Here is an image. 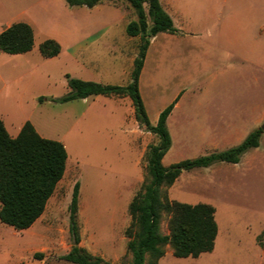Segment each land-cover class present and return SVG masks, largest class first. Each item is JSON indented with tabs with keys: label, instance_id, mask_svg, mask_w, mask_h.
Listing matches in <instances>:
<instances>
[{
	"label": "rangeland",
	"instance_id": "374dc122",
	"mask_svg": "<svg viewBox=\"0 0 264 264\" xmlns=\"http://www.w3.org/2000/svg\"><path fill=\"white\" fill-rule=\"evenodd\" d=\"M162 2L183 27L151 38L140 86L152 122L175 103L167 121L172 146L163 159L169 165L225 150L264 125V0ZM134 18L127 0H101L98 7L0 0V29L11 21L35 29L29 53L0 50V116L12 133L31 119L68 151L66 172L35 225L18 230L0 220V264H74L63 256L73 246L69 204L77 181L80 244L108 264L130 263L128 205L146 180L147 147L159 137L138 123L130 97L49 98L68 93L67 73L127 84L141 41L125 29ZM47 38L62 45L58 55L41 53ZM86 41L93 43L73 55ZM164 193L173 201L213 205L219 229L213 251L176 257L168 245L157 264H263L257 236L264 233V133L239 162L185 170ZM168 220H162L165 233Z\"/></svg>",
	"mask_w": 264,
	"mask_h": 264
},
{
	"label": "trees",
	"instance_id": "16d2710c",
	"mask_svg": "<svg viewBox=\"0 0 264 264\" xmlns=\"http://www.w3.org/2000/svg\"><path fill=\"white\" fill-rule=\"evenodd\" d=\"M101 0H66L71 5L94 7ZM136 12L126 26L130 36H141L139 49L134 59L130 81L125 85L104 84L66 74L70 90L60 97H51L55 102H68L90 95L128 96L134 106L135 118L146 130L159 137L146 150V180L128 205L132 219L127 229L130 237L129 264H157L170 246L176 257H198L215 248L218 234L216 209L209 203L191 204L170 200L165 187L172 186L185 170L209 167L218 161L237 163L250 148L260 145L264 125L253 129L240 143L221 151L185 158L169 165L163 159L172 146L168 117L175 103L167 105L159 114L156 124L150 120L141 91L140 76L145 64L151 38L161 32L179 33L172 16L164 9L161 0H127ZM35 30L26 21H17L0 32V50L19 54L33 49ZM62 45L54 38L40 44L46 57L58 55ZM47 98L39 96L40 102ZM68 151L57 139L42 136L31 121H26L17 136H12L0 116V220L18 230L32 226L44 213L50 197L65 174ZM80 182L73 187L69 204L70 233L73 246L63 256L74 264H108L102 257L93 255L81 243L79 230ZM168 215V229L162 230V220ZM264 250V233L257 236ZM149 257L151 261L149 262Z\"/></svg>",
	"mask_w": 264,
	"mask_h": 264
},
{
	"label": "crops",
	"instance_id": "0c3cea01",
	"mask_svg": "<svg viewBox=\"0 0 264 264\" xmlns=\"http://www.w3.org/2000/svg\"><path fill=\"white\" fill-rule=\"evenodd\" d=\"M161 3H162V5H163V7H164V9L172 16V18H173V20H174V22H175V24H176V26L179 28V29H181V27H183V26H181V25H177V23H176V20L174 19V17H173V15L166 9V7L164 6V4H163V2H162V0H161ZM99 6V3L97 4V5H95L94 7H98ZM110 6H113V5H111L110 4ZM114 7V6H113ZM118 10H119V8H117ZM120 11V10H119ZM123 18V17H122ZM14 22H17V21H14ZM14 22H9L4 28H1L0 29V32L3 30V29H5V28H7L8 26H10L12 23H14ZM27 22V21H26ZM29 23V22H28ZM32 25V24H31ZM33 26V25H32ZM126 26H127V23H126ZM34 28V27H33ZM125 29H126V27H125ZM35 30V29H34ZM158 35V34H157ZM156 35V36H157ZM130 37H135V36H130ZM155 37V36H154ZM58 41V40H57ZM59 42V41H58ZM60 43V42H59ZM93 42L92 41H86V42H84V43H80L79 45H77V46H75L74 47V54L73 55H75L76 54V52L79 50V49H87L88 47H89V45H91ZM151 44H152V40H151ZM151 44H150V46H149V48H148V51H147V56H146V60H145V64H146V61H147V57H148V53H149V50H150V47H151ZM34 45H35V43H34ZM33 48H34V46H33ZM30 51H32V50H30ZM30 51H28V52H25V53H19V54H26V53H29ZM136 57V56H135ZM135 57H134V59H135ZM134 59H133V63H134ZM133 63H132V68H133ZM145 64H144V66H145ZM144 68V67H143ZM132 70V69H131ZM130 74H131V72H130ZM141 75H142V73H141ZM82 79V78H81ZM85 80H87V79H85ZM140 83H141V76H140ZM142 89H141V86H140V91H141ZM141 94H142V91H141ZM111 96H114V95H111ZM128 97V96H127ZM142 97H143V100H144V96H143V94H142ZM87 98V97H86ZM131 99V98H130ZM46 101H47V99H46ZM132 101V100H131ZM48 102V101H47ZM50 102V101H49ZM144 103H145V106H146V109H147V111H148V105H147V103H146V101L144 100ZM132 104H133V102H132ZM133 108H134V106H133ZM164 108H162L161 110H158V116H157V119H156V121L155 122H152V120H151V118H150V120H151V122L153 123V124H156V122H157V120H158V117H159V114H160V112L163 110ZM148 114H149V112H148ZM170 116V115H169ZM150 117V116H149ZM169 118V117H168ZM4 120V119H3ZM31 121V119H29V118H27V120H25V122L26 121ZM5 122V121H4ZM25 122L24 123H21V124H19V125H17V126H15V130H14V133H12L11 131H10V129L7 127V125H6V123H5V125H6V127H7V129H8V131H9V133L12 135V136H17L18 134H19V132L21 131V129H22V127H23V125L25 124ZM32 122V121H31ZM33 124V123H32ZM34 125V124H33ZM35 126V125H34ZM35 128L37 129V131L40 133V131H39V129L35 126ZM41 134V133H40ZM42 135V134H41ZM42 136H44V135H42ZM44 137H46V136H44ZM47 138H49V137H47ZM61 141V140H60ZM63 142V141H62ZM64 143V142H63ZM65 144V143H64ZM66 146V145H65ZM67 164H68V160H67ZM66 169H67V167H66ZM65 172H66V170H65ZM57 188V187H56ZM41 217H42V215H41ZM40 217V218H41ZM39 218V219H40ZM39 219H37V221L39 220ZM37 221H35V223L37 222ZM35 223L32 225V226H30L29 228H27V230L26 231H28V230H30L34 225H35ZM25 230V229H24ZM264 251V250H263ZM263 264H264V258H263Z\"/></svg>",
	"mask_w": 264,
	"mask_h": 264
}]
</instances>
